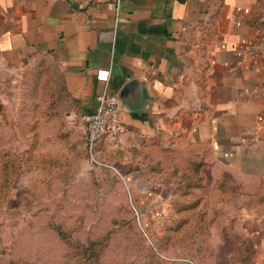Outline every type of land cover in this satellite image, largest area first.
I'll list each match as a JSON object with an SVG mask.
<instances>
[{"label":"crops","instance_id":"1","mask_svg":"<svg viewBox=\"0 0 264 264\" xmlns=\"http://www.w3.org/2000/svg\"><path fill=\"white\" fill-rule=\"evenodd\" d=\"M101 95L120 103L126 132L97 152L157 206L173 185L141 162L202 161V205L224 176L262 183L264 0H0V150L3 130L35 131L14 114L45 97L47 138L60 129L86 146Z\"/></svg>","mask_w":264,"mask_h":264},{"label":"rangeland","instance_id":"2","mask_svg":"<svg viewBox=\"0 0 264 264\" xmlns=\"http://www.w3.org/2000/svg\"><path fill=\"white\" fill-rule=\"evenodd\" d=\"M35 101L33 112L23 107L14 114L21 127L36 122L35 131L3 130L1 150L23 154L33 139L35 153L27 166L31 169L24 166L9 181L0 208V264H85L73 248L87 239L103 240L101 264H264V208L224 201L223 208L213 212L217 195L211 194L201 206L208 216L194 225L205 211L178 213L173 188L168 204L157 206L158 201L141 192V179L139 188L132 187L114 169H103L101 163H114L107 156L96 153L100 164L88 155L84 158L77 135L67 142L56 139L55 131V138H47L53 131L43 129L41 122L56 119L42 112L48 97ZM65 152L70 162L37 163L42 156L57 158ZM164 181L173 185L172 178ZM243 183L249 188L258 184ZM189 214L190 221L179 225ZM246 239L252 247L248 257Z\"/></svg>","mask_w":264,"mask_h":264},{"label":"trees","instance_id":"3","mask_svg":"<svg viewBox=\"0 0 264 264\" xmlns=\"http://www.w3.org/2000/svg\"><path fill=\"white\" fill-rule=\"evenodd\" d=\"M43 113H49V109H44L42 111ZM51 115H53L51 113ZM56 139L59 140H67L69 142L70 135L68 133L62 132L60 129L56 133ZM35 144V142H33ZM83 146V154L84 158L88 155L87 153V146L83 144V141L81 142ZM87 145V144H86ZM71 145H68V148H70ZM99 148V146H98ZM86 152V155H85ZM34 152V148L31 145L30 149L23 151V154L17 153L14 154L8 150H0V208L4 205V199L7 196L8 187H9V181L14 178L15 174L21 170L24 166H29L32 162H34V159L32 160V154ZM51 154H48L47 156H42L40 159H38L37 163H47V164H58L65 162H70V156L65 155L61 157H52L49 156ZM102 156V155H101ZM64 157V158H63ZM105 157V156H104ZM105 160V159H104ZM98 161V160H97ZM100 162V161H99ZM140 162V161H139ZM68 164V163H67ZM141 168L148 167L149 170H152L153 172H162V177L159 179L160 181L167 178H172V184L174 185L172 189V196H173V206L174 209L178 213H186V212H192L194 211H205L200 212L199 217L194 222L195 224L201 223L200 221L202 218H206L208 216L209 212L208 210H205L201 208L203 203V195L198 192L200 188L204 186L203 182V176L200 172V168L203 165V162L200 160H190L186 163L185 166H177L172 165L169 166L166 169H163L158 161H149V162H141ZM146 167H145V166ZM101 167H104L103 169H108L105 167H110L114 169L115 173H119V170L117 169V166L115 163L112 165H106L101 163ZM27 169H31V167H27ZM115 174H113L114 176ZM154 175V174H153ZM217 200L215 206L213 207V212L220 211L223 208L224 201H231V202H237L239 201L240 205H246L253 208L263 209L264 208V181L260 184H258L255 187H246L241 182L235 180L232 177L224 176L215 185ZM177 197V200L175 199ZM207 209V208H206ZM191 214V213H190ZM190 214L187 217H183L180 224H184L186 222L190 221ZM181 215V214H180ZM196 215V214H195ZM181 218V216L179 217ZM55 231L63 237L61 233V229L59 225L53 226ZM243 235V234H242ZM244 236V235H243ZM242 237V236H241ZM64 238V237H63ZM244 237L241 238L243 240ZM247 240V239H246ZM244 241V240H243ZM245 242V241H244ZM248 243H245L247 245V248L245 249L246 257L250 256L251 254V244L247 240ZM103 244L102 239H87L86 242H83L81 244H76L73 248L75 250V254L81 257L83 262L86 264H101L100 263V255H101V246ZM71 245V244H70ZM69 245V247H70ZM78 247V248H77ZM70 249V248H69ZM81 253V255H80ZM244 254V252H243ZM70 255H72V251L70 252ZM247 260V259H246ZM10 264H21L17 261L10 262ZM28 264V263H24ZM247 264V261H246Z\"/></svg>","mask_w":264,"mask_h":264},{"label":"built area","instance_id":"4","mask_svg":"<svg viewBox=\"0 0 264 264\" xmlns=\"http://www.w3.org/2000/svg\"><path fill=\"white\" fill-rule=\"evenodd\" d=\"M110 69L101 68L96 71V79L107 81ZM86 146L88 155L94 163L100 164L95 155L99 144L106 137L114 143H121L126 132L120 103L114 97L101 95L96 111L86 118Z\"/></svg>","mask_w":264,"mask_h":264},{"label":"water","instance_id":"5","mask_svg":"<svg viewBox=\"0 0 264 264\" xmlns=\"http://www.w3.org/2000/svg\"><path fill=\"white\" fill-rule=\"evenodd\" d=\"M133 83H134V81H131V82L127 83V85L125 86V88L131 86ZM120 95H122V94H120Z\"/></svg>","mask_w":264,"mask_h":264}]
</instances>
